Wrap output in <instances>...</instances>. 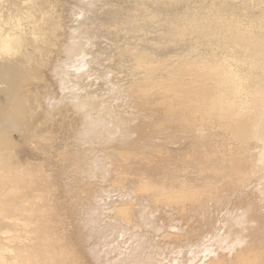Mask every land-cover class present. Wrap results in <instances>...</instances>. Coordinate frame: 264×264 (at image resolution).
<instances>
[{
	"label": "rangeland",
	"instance_id": "374dc122",
	"mask_svg": "<svg viewBox=\"0 0 264 264\" xmlns=\"http://www.w3.org/2000/svg\"><path fill=\"white\" fill-rule=\"evenodd\" d=\"M0 64V264H183L216 228L264 264V0H0Z\"/></svg>",
	"mask_w": 264,
	"mask_h": 264
},
{
	"label": "bare ground",
	"instance_id": "6f19581e",
	"mask_svg": "<svg viewBox=\"0 0 264 264\" xmlns=\"http://www.w3.org/2000/svg\"><path fill=\"white\" fill-rule=\"evenodd\" d=\"M0 68L2 69V70H4V66L3 65H1L0 64ZM10 70V69H9ZM227 72L229 73V74H231V76H229V77H233L234 78V76L236 75L235 73H234V70L233 69H230V68H227ZM213 101H211V102H207V103H205L204 104V107L207 105V104H209V103H212ZM101 103V102H100ZM86 104H91L92 105V103H91V101H89V102H86ZM130 105V104H129ZM213 105H215V103H213ZM89 107H91L90 109H93L92 107L93 106H89ZM101 106L100 105H95V108H96V111H100L101 110V108H100ZM118 107V106H117ZM133 107V106H132ZM127 108V107H126ZM118 110V109H117ZM142 111H143V109H141ZM127 111V110H126ZM145 111V110H144ZM147 111V110H146ZM222 113L221 111H218V113ZM91 113H95V112H93V110H91ZM131 113V112H130ZM144 113V112H143ZM141 114V113H140ZM222 118L224 117V118H226V119H236V121L235 120H233L232 121V125L234 126V127H237L238 128V122L237 121H240L242 124H244L245 125V128H247V129H249V130H251V131H253V127H255L256 125L254 124V122H253V116L252 115H250V114H247V113H243V112H236V111H231V112H229V114H224V113H222ZM219 117H220V115H219ZM223 118V119H224ZM97 120V119H96ZM251 120H252V123H251ZM102 121V118L100 117L99 118V120H98V122H101ZM135 127H136V125H135ZM133 192H135V191H133ZM122 199V198H121ZM133 201L132 200H129V201H127V200H125V201H123V202H118L117 204H115V207L114 208H112V209H109V211L110 210H112L113 211V213H114V216L116 217V219H121L122 220V222L124 223V224H126V223H130V221H131V219H132V214H134L133 213V210H132V208H131V203H132ZM114 203H116V202H114ZM113 203V204H114ZM146 204H148V203H146ZM146 206V205H145ZM145 206H142V207H140V208H138V210H140L139 211V215H140V218H141V220H143L144 221V223L145 222H150V215H149V210L147 209V210H145V208H147V207H145ZM185 206L186 205H182L181 206V212H184V210H185ZM184 209V210H183ZM150 211H152V212H154V211H156L155 209H151V207H150ZM185 213V212H184ZM183 213V214H184ZM138 214H136V216H137V218H139V215ZM180 214H182V213H180ZM112 216V215H111ZM168 216V215H167ZM180 216V215H179ZM181 216H183V215H181ZM180 216V217H181ZM153 218H154V216H153ZM179 218V217H178ZM182 218V217H181ZM149 219V220H148ZM180 219V218H179ZM253 219V218H252ZM252 219H246V218H243V220H252ZM162 221V220H161ZM121 222V223H122ZM243 222H245V221H243ZM248 222V221H247ZM251 222H253V221H251ZM122 223V224H123ZM162 223H164V220H163V222ZM178 223V222H177ZM181 224H182V222H180ZM179 223V224H180ZM238 224H239V222H237ZM257 223V222H256ZM151 224H154V223H151ZM159 224H160V222H159ZM160 225H162V224H160ZM160 225H157V227H161ZM165 225V224H164ZM225 225V224H224ZM116 226V225H115ZM151 226V225H150ZM153 226V225H152ZM174 226V225H173ZM176 227H178V226H180V225H175ZM183 225H181V227H182ZM244 226H246V227H244V228H246V230H247V227H248V224L246 225H244ZM156 226L154 225V228H155ZM224 227V226H223ZM239 227V226H238ZM241 227V226H240ZM184 228V227H183ZM182 228V229H183ZM187 228V227H186ZM149 229H150V227H149ZM224 229V228H223ZM243 228L241 227V230H242ZM244 230V229H243ZM152 231V230H151ZM180 231V230H179ZM164 232H166V230L164 231ZM175 232H176V230H175ZM178 232V231H177ZM176 232V233H177ZM181 232V231H180ZM215 232H216V237H217V239H216V237H215V240L213 241V242H204V244L200 247L199 246V248L197 249L196 247H197V244L199 243H196L195 245L193 244V243H189L186 247H184L185 248V253L187 252V256L189 257L188 258V262H185V261H180V262H182L183 264H245V259H246V255H245V252L248 250L245 246H243V242H242V239H241V236L240 235H238L237 234V232H233V230H227L226 232H220L219 231V229L218 228H216L215 229ZM125 233H126V231H124V233L122 232L121 233V235L124 237V235H125ZM129 233H131V232H129ZM162 233V232H161ZM184 233V232H183ZM233 233H235V236L234 237H232L231 235L233 234ZM134 234H136L137 235V233H134ZM165 234V233H164ZM171 234H173L172 232L171 233H167V235H168V237H169V235H171ZM180 234V233H179ZM178 234V235H179ZM184 234H186V233H184ZM147 235V234H146ZM166 235V234H165ZM174 235V234H173ZM176 235V234H175ZM128 237H131V235H128ZM153 238L154 237H156V236H152ZM167 237V236H166ZM125 238V237H124ZM149 238V237H148ZM152 238V239H153ZM159 238V237H158ZM158 238H154V239H158ZM210 238V237H209ZM160 239V238H159ZM162 239V238H161ZM203 240V239H202ZM154 241V240H153ZM178 241V240H177ZM208 241H210L209 239H208ZM212 241V240H211ZM122 242H124L125 243V240L124 241H122ZM155 242V241H154ZM158 242H159V240H158ZM160 242H161V240H160ZM146 243V242H145ZM151 243H152V241H151ZM163 244L165 243V242H162ZM181 243V242H180ZM157 244V243H156ZM175 244H178V243H175ZM194 245V246H193ZM211 245V246H210ZM127 246L129 247V244H127ZM152 246V245H151ZM154 246V245H153ZM152 246V247H153ZM181 246H182V244H181ZM213 246V247H212ZM216 247H218V248H220V250L223 252V253H219L218 251H216ZM122 248V247H121ZM124 248V247H123ZM172 248H174V246H172ZM131 248L129 247V250H130ZM159 249V248H158ZM181 250H182V247H180L179 249H177V250H175L174 252L176 253H181ZM187 250V251H186ZM195 250H197V251H195ZM130 253H132V257H136L142 264H146V263H148V264H165V262H164V259H165V257H161L160 259H158V258H155L153 255H150V253H148L146 256L144 255V256H141V255H139V252H130ZM229 253V255L227 256V254ZM182 254H183V252H182ZM173 255V254H172ZM186 255V254H185ZM179 258L178 257H172V260L170 261L169 260V258L167 259V264H178V262H177V260H178ZM184 260V259H183Z\"/></svg>",
	"mask_w": 264,
	"mask_h": 264
}]
</instances>
